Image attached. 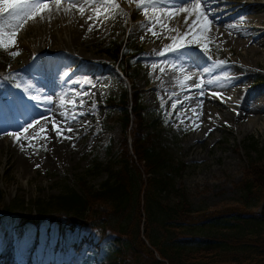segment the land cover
Returning <instances> with one entry per match:
<instances>
[{"label":"rangeland","instance_id":"374dc122","mask_svg":"<svg viewBox=\"0 0 264 264\" xmlns=\"http://www.w3.org/2000/svg\"><path fill=\"white\" fill-rule=\"evenodd\" d=\"M53 1L49 0V2ZM61 1L62 5L70 4L67 0ZM237 1L231 8L232 5L221 4V0H216L217 4L212 8L219 9V15L228 18L245 4L257 2L262 4L259 14L264 17V0ZM76 3L70 13L74 16L68 15V20L76 17L77 11L83 8L86 10L88 20L90 19L89 29L93 30L91 32L87 30L78 37L73 47L69 45L66 49L60 48L49 56L47 62H41L39 60L41 57L33 56L25 44L26 41H33L35 36L32 30L25 33L26 23L18 26L19 31L15 33L14 45L0 47V58L8 56L10 62L7 71L0 72V137L5 138L6 143L0 149V191L3 193V200L0 202V223L3 218L5 221H11V214L15 216L27 214L36 209L39 203L47 204L53 197L66 194L70 190L84 196L87 189H98L106 175L92 173L94 161L103 163L110 161L107 151L110 145L112 146L110 155L115 162L119 160V153L123 150L121 142L126 134L124 127L117 124L108 126L104 122V117L107 113L108 97L117 96L120 88L125 86L134 89L141 99L142 107L151 121L152 131L161 142L164 152L168 153L170 162L176 166L184 165L173 182L176 188L187 196L188 201L196 209L208 211L221 210L226 205L238 204L240 195L238 185L252 168L250 166L252 164L264 166V120H262L264 119V49L258 55L248 57L247 47L241 44L247 37L243 30L230 36H226L228 35L226 32L225 36L220 35L212 28L199 30L192 32L187 44L189 60L200 61L207 69L212 70L213 74H216L215 78L220 80V84L224 83L221 79L232 74H244L242 80L237 79L231 82V85L227 83L230 86L221 98L224 97L225 102L233 98L234 102L238 98L236 95L238 90L246 88L243 89L245 91L243 93L247 92L250 102L258 104L260 110L263 109L261 114L263 117L260 120H257V115L252 117L245 112L237 118L228 115L222 99L214 100L216 95H208L204 102L199 98V110L193 104L176 109L168 99L159 101L161 98L158 94L149 91L148 87L156 78L159 64L152 59V55H147L145 50L151 43L147 36H152L156 31L150 26H148L150 30H146L144 26L147 24L137 25V19L132 16V9L138 2L112 0V3L119 6L118 8L112 7L111 3L107 5L98 3L97 0H77ZM148 8L147 10L142 8L139 11L140 15H149L151 7ZM159 8L166 9L164 5ZM73 11L76 13L74 14ZM167 20L168 24L170 21L173 22L171 17ZM3 21L5 20L0 19V33H9ZM46 21L47 26L56 33L57 23L51 17ZM34 22L40 24L37 19ZM236 22L240 23L237 20ZM241 24L247 22L242 21ZM248 25L254 31L256 26L253 23ZM193 38L200 43H192ZM116 43L124 46L121 56L123 58L118 63L117 74L109 68L115 62L111 55L113 51L108 52ZM157 43L165 42L160 40ZM205 44L208 45L207 53L202 47ZM73 52L82 59L80 62L72 57ZM13 53L19 54L13 55ZM221 61L226 62L225 65L217 67L216 65ZM106 62L109 65L104 70L102 63ZM237 64L242 72L237 68ZM145 78L148 80L143 81ZM86 80H90L91 84L86 83ZM63 85L68 90V98L64 99L65 103H56L60 110L58 114L64 113L61 115L63 119L68 115V117L78 116V119H69L74 123L75 128L71 133H66L71 139H66L59 146L63 151L59 161L53 156L55 147L49 139L50 136H46L45 132L41 131V129L45 130L46 125L40 123L34 112L45 109L46 104H50L47 102L49 97L53 105L55 100L49 92L64 87ZM199 85L200 82H195L187 86L192 96L199 92L195 90ZM172 93L177 91L173 90ZM32 95L36 96L35 101L29 98ZM81 99L84 101L83 106H79ZM72 101H76V107L73 106ZM226 103L228 105L229 102ZM234 103L238 104L239 100ZM236 105L232 106L233 112H236ZM193 109L196 111L193 112ZM209 111L216 112L217 116L210 118ZM29 124L32 127L28 132H24L23 129ZM10 134H18L19 140L16 135ZM28 138L32 139L30 148L33 155L35 154L39 159V167L36 166L35 172L25 174L11 158L17 153V150L12 148L14 146L16 148L20 141ZM127 138L126 151L132 156L130 138ZM93 210L101 213L106 211L104 207ZM251 211L259 220L247 223L246 230L250 232L249 237L256 238L255 231L264 233V202L254 203ZM55 233L54 229L46 227L37 232L32 229L24 232L14 229L8 238L0 232V255L7 251V243L12 242L14 247L12 264H27L30 256L35 255L41 259L43 253L45 254L43 264H83L81 258L73 259V253L66 256L57 254L51 242L50 248H47L46 238L56 235ZM201 233L203 232L198 231V234L194 232L185 235L190 237ZM35 237L39 239L37 250L32 246ZM26 238L28 242L25 244ZM62 245L60 244L58 249ZM200 259L197 255L196 260L204 261ZM261 264H264V261Z\"/></svg>","mask_w":264,"mask_h":264},{"label":"trees","instance_id":"16d2710c","mask_svg":"<svg viewBox=\"0 0 264 264\" xmlns=\"http://www.w3.org/2000/svg\"><path fill=\"white\" fill-rule=\"evenodd\" d=\"M113 46L108 52L113 51L115 63L109 68L117 74L124 46L117 43ZM8 65V57L0 59V72H6ZM108 65L102 63V68L106 70ZM123 74L126 76L124 71ZM105 123L123 126L126 134L117 162L110 155L111 145L107 149L110 161H94L92 173L106 175L98 189H87L84 196L70 190L53 197L47 204L39 203L27 214L9 213L12 220L3 218L0 223L2 233L17 228L54 229L65 245L60 254L72 252L73 259L81 258L83 264H165L163 261L168 264H261L264 261V233L255 231L257 236L252 238L246 230L247 223L259 220L251 206L264 202V166H250L238 185L240 195L235 206L211 211L196 209L173 182L184 165L170 162L134 89L125 86L117 96L108 97ZM127 137L132 156L126 151ZM98 207L106 211L93 210ZM70 215L91 223L85 227L69 222ZM198 231L203 233L185 235L198 234ZM117 233L124 238L116 237ZM155 253L163 261H158ZM197 255L204 261L196 260ZM4 256L10 259L12 249ZM29 262L32 264V259Z\"/></svg>","mask_w":264,"mask_h":264},{"label":"bare ground","instance_id":"6f19581e","mask_svg":"<svg viewBox=\"0 0 264 264\" xmlns=\"http://www.w3.org/2000/svg\"><path fill=\"white\" fill-rule=\"evenodd\" d=\"M67 1L70 3L69 5H62L61 0L59 3H57L56 0H54L53 2H49V0H14V2L17 3L28 2L32 4H47L48 8H41L38 13L32 12L31 15L25 16L22 21L11 20L7 13L0 15V19L5 20L3 21V23L7 27L9 33H16L17 31H19L18 26L26 23L27 25L26 27H24L25 33H29L32 30L35 36L33 41H26L25 44L28 46V49L31 50V54L33 56L41 57L39 58L41 62H47V59L49 58V56H51L52 53L59 51L60 48L66 49V47L69 45L73 47V45L79 39L78 37H81L83 34L86 33L87 30H90L88 25V21L90 19L88 20V15L86 14L85 9L83 12L78 10L77 16L70 18L71 20H68V15L74 16L73 13H70L76 6L77 0ZM127 1L138 2L136 6L132 9V16L137 19V25L139 26L142 24H147L148 26L154 28L156 31L155 35L147 36V39L151 41V43L145 50V53L147 55H152V59L157 61L159 64L157 74L155 76L156 78L154 79V82L150 85V87H148L151 93L153 92V94H158L159 98H161L159 101L168 99V101L171 102L172 105H175L174 108L176 109L179 107H187L189 106V104H193V106L199 110V98L200 101L204 102L210 95H216L214 97V100H218L221 98V96H224V94L227 93L226 90L231 85V82L237 79L242 80L244 78V74H232L229 77L221 79L222 81H224V83L220 84V80L215 78L216 74H213L212 70L207 69L205 65L202 64L200 61L197 62L196 60H193L191 62L189 60L187 44H189L190 38L188 40V37L191 36L192 32H197L201 30V27L199 26L192 30L189 29V25H191L192 21L196 18V13H188L180 10L181 8H189L190 4L182 3V0H165V3L158 5L156 11H153L151 5H148V7H151L149 15L143 16L140 15L139 11L142 10V5L146 4L147 0ZM221 1V4L232 5L231 8H233L234 4L238 2L237 0ZM192 2L194 3L195 0H192ZM201 2H203V0H201ZM215 2L216 0H210L209 7L213 10L214 16H209V20H212V23L208 25V28L215 29L216 32L223 36H225V32L228 33V35L226 34V36H230L236 35L240 30H243L244 34H246L247 37H245L244 42H241V44L244 47H247L248 57L258 55V53L264 49V17L259 14V10L262 4H259L257 2H249L245 4V6H243L242 8H239L238 10L235 9L236 11H234V13L230 17L223 18L219 15V9L212 8L213 5L217 4ZM174 4L177 5V7H174ZM163 5L164 7H166V9L164 10L159 8ZM168 11H172L174 13V15L171 17L173 22L170 21L169 24L167 23V19L169 18V16L167 15ZM75 13L76 11L74 12V14ZM246 16H248V18H246ZM50 17L58 25L56 33H53L54 30H52L51 27L49 28L47 26L48 24H46V20H48V18ZM35 19L40 22L39 25L34 22ZM185 20H187V24L185 23ZM236 20L240 23H235ZM242 21L247 22V24L242 25ZM251 23L256 26L254 28V31L252 27L248 25ZM92 30H90V32ZM163 32H166L167 34L164 35ZM185 33H187V35H185ZM183 35L185 37H183ZM174 37L177 38L179 42L183 44V47H179L173 51L170 50V46L173 45L175 42L173 39ZM160 40H164L165 43H157ZM252 43H254V45H252ZM72 57L79 60L78 62L82 60L75 52H73ZM237 68L242 72L238 64ZM186 77H191V79H186ZM145 80L148 79L145 78L143 81ZM195 82H200L199 87L195 89L199 92L195 96H192V93H190V88H188L187 86L193 85ZM227 83L230 85H228ZM201 88L203 89V94H201ZM243 89L241 88L240 90H238L236 94L238 95V98L236 100H239L238 104L234 103L236 101L233 102V98H229L226 101L229 102L227 105L225 99H223L224 97L221 98L222 103H224V106L227 107L226 112H228V115L236 116V118L237 116H240L245 112L252 117H255L257 115V120H260V118L263 117V115H261L263 109L260 110L258 108V104L257 106L254 102H250V98L246 94L247 92L243 93ZM173 90H176L177 93H172ZM67 91L68 90L64 86L61 88L54 89L53 92H49V94L55 100L54 104H46L45 109L34 112L36 118L40 121V123H42L43 126L46 125L44 131L45 135L50 136L49 139L51 140L53 147H55L54 154H52L53 156L58 158L59 161L62 158L61 156L63 154V151L59 146L60 144L64 143L66 139H64V136L56 137L53 135L52 129L54 123L61 126L70 125L73 130L75 128L74 123H72L70 120L65 121L61 116L62 114H58L59 109L58 105H56V103L62 104L64 102V99L68 98ZM234 105H236L237 108L236 112H233L232 106ZM66 114L67 113H65V115ZM208 116L210 118H215L217 116V113H212L211 111H209ZM66 133L67 132H65L64 135H66ZM0 144L1 149L2 145L6 144L5 138L0 137ZM31 146L32 139L28 138L22 142L20 141V143L16 145V148L15 146L14 148H12L15 151L17 150V153L12 156L11 160L13 163L17 164L18 168L22 170L25 174L35 172V170L37 169L36 166L39 163V159L35 156V154L33 155L32 153V150L30 148Z\"/></svg>","mask_w":264,"mask_h":264},{"label":"snow or ice","instance_id":"6c2138e0","mask_svg":"<svg viewBox=\"0 0 264 264\" xmlns=\"http://www.w3.org/2000/svg\"><path fill=\"white\" fill-rule=\"evenodd\" d=\"M57 3L60 2V0H56ZM98 3H105L106 5L108 3H111V6L114 8H118L119 6L116 5L115 3H112V0H97ZM165 3V0H147L146 4H143L142 7L147 10L148 5H151L152 10L156 11L158 8V5ZM182 3L185 4H190L189 8H181V11L184 12H188V13H196V18L192 21L191 25H189V29H195L197 26L201 27V30H208V25L212 23V20H209V16H214V12L213 10L209 7L210 4V0H203V2H201V0H195V2L193 3L192 0H182ZM174 7H177V5H173ZM41 8L47 9L48 5L47 4H40V3H36V4H32V3H17L14 2V0H0V15L7 13L9 18L13 21L15 20H20L22 21L24 19L25 16H29L31 15L32 12H39ZM81 12L84 11L83 8L80 9ZM139 11V9H138ZM167 15L169 17H172L174 15V13L172 11H168ZM185 23L187 24V20H185ZM146 30H150L148 28V25L144 26ZM15 32L12 33H0V47H5L8 45H14L16 43L15 41ZM153 35H155V33L153 32ZM185 35H187V33H185ZM141 39H143V37H141ZM174 39V44L170 46V50H176L179 47H183V44L181 42H179V40L177 38H173ZM192 43H197L199 44L200 41L193 38L191 40ZM205 53H207L208 51V45H202ZM19 53H13V55H18ZM226 62L221 61L219 62L216 66L217 67H223L225 65ZM186 79H191V77H186ZM86 83L91 84L90 80H86ZM17 87H19V85H17ZM201 94H203V89L201 88ZM79 95V93L77 94ZM85 95H87V93H85ZM31 100L35 101L37 98L35 95H32L29 97ZM47 102L51 103L52 100L51 98H47ZM72 104L74 107L77 106L76 101H72ZM84 101L83 99L80 100V104L79 106H83ZM173 107H175V105H173ZM196 110L193 109V112H195ZM63 115V114H62ZM80 115H83V113H80ZM69 119H78V116H72V117H68L65 116L64 120L68 121ZM32 127L31 124H29L27 127H25L23 129L24 132H28V129ZM41 131H45L44 129H41ZM53 135L56 137H60V136H64V139H71L70 136L64 135L65 132L67 133H71L73 131V128L70 125L67 126H61L58 124L54 123L53 126ZM10 135H16L17 140H19V135L18 134H10ZM37 167H39V165H37ZM28 242V238L25 239L24 243L26 244Z\"/></svg>","mask_w":264,"mask_h":264},{"label":"water","instance_id":"95a60500","mask_svg":"<svg viewBox=\"0 0 264 264\" xmlns=\"http://www.w3.org/2000/svg\"><path fill=\"white\" fill-rule=\"evenodd\" d=\"M68 218V220L69 221H71V222H82V223H84L85 225H88L89 223H88V221H85L84 219H79V218H76V217H74V216H68L67 217Z\"/></svg>","mask_w":264,"mask_h":264}]
</instances>
